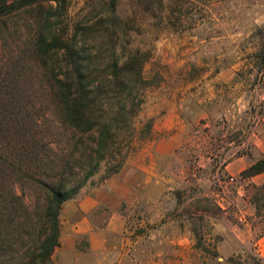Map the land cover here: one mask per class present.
I'll list each match as a JSON object with an SVG mask.
<instances>
[{
  "label": "rangeland",
  "instance_id": "374dc122",
  "mask_svg": "<svg viewBox=\"0 0 264 264\" xmlns=\"http://www.w3.org/2000/svg\"><path fill=\"white\" fill-rule=\"evenodd\" d=\"M101 1L107 0L95 3ZM57 8L56 2H44L8 17L7 27L0 25L7 35L0 44V64L28 49L49 11L58 10V26L71 31L74 22L91 11L92 0H66ZM190 11L184 26L174 28L140 0H122L118 6L120 16L135 19L132 34L150 53L145 75L154 83L145 92L137 126L163 116L158 111L165 93L171 100L174 94L188 95L180 108V119L187 125L154 137L173 138L177 145L164 165L175 181L171 218L178 228L183 221L199 253L190 251L183 264H264V219L256 215L250 198L252 183H263L264 174L256 180L231 176L224 163L243 154L248 162L264 156V0H199ZM32 65L29 78L37 84L46 80L39 65ZM187 77L198 78L196 88L182 85ZM71 135H58L50 151L56 161L41 177L54 181L83 175L77 164L83 148H76L75 139L67 138ZM89 136L84 144H91ZM104 173L97 172L80 194L99 183ZM27 195L36 201L42 194L27 186Z\"/></svg>",
  "mask_w": 264,
  "mask_h": 264
},
{
  "label": "trees",
  "instance_id": "16d2710c",
  "mask_svg": "<svg viewBox=\"0 0 264 264\" xmlns=\"http://www.w3.org/2000/svg\"><path fill=\"white\" fill-rule=\"evenodd\" d=\"M121 1L92 0L91 11L71 31L58 26V10L49 11L28 49L0 64V264H57L53 255L60 245L63 204L78 197L100 170H105L102 180L118 174L136 144L152 138L153 120L142 127L136 122L154 83L145 75L150 53L132 34L135 19L118 14ZM44 2H56L59 9L66 0H0V25L6 28L8 17ZM140 3L162 23L179 28L199 0ZM5 33L0 29V44L7 41ZM36 63L46 76L38 84L29 78ZM70 131L67 138L83 148L77 162L83 175L41 177L56 161L50 151L58 135ZM87 135L90 145L83 142ZM262 173L264 156L241 175L250 179ZM27 186L42 195L29 199ZM252 188L256 215L264 219V182Z\"/></svg>",
  "mask_w": 264,
  "mask_h": 264
},
{
  "label": "crops",
  "instance_id": "0c3cea01",
  "mask_svg": "<svg viewBox=\"0 0 264 264\" xmlns=\"http://www.w3.org/2000/svg\"><path fill=\"white\" fill-rule=\"evenodd\" d=\"M198 82L187 77L182 85L192 90ZM186 98L174 94L171 100L165 93L158 111L163 116L153 120L152 138L141 142L118 174L63 204L60 245L53 256L58 264H183L190 251L199 254L183 221L178 228L171 218L175 181L164 165L173 158L176 142L154 138L174 132L178 124L187 125L180 119ZM254 161L239 155L225 160V169L236 176Z\"/></svg>",
  "mask_w": 264,
  "mask_h": 264
}]
</instances>
